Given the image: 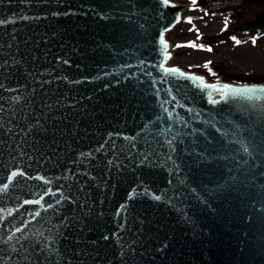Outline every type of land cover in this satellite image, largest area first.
I'll use <instances>...</instances> for the list:
<instances>
[{"label":"water","instance_id":"95a60500","mask_svg":"<svg viewBox=\"0 0 264 264\" xmlns=\"http://www.w3.org/2000/svg\"><path fill=\"white\" fill-rule=\"evenodd\" d=\"M185 9L0 0V264H264V82L167 65Z\"/></svg>","mask_w":264,"mask_h":264},{"label":"rangeland","instance_id":"374dc122","mask_svg":"<svg viewBox=\"0 0 264 264\" xmlns=\"http://www.w3.org/2000/svg\"><path fill=\"white\" fill-rule=\"evenodd\" d=\"M174 1L189 4V0ZM239 3V0H212L204 11L186 7L182 21L166 34L173 55L169 64L204 74L201 67L205 62H221L229 72L254 73L264 77V30L238 31L232 37L241 41L239 45L229 37L223 42L217 43L211 52L198 47H175L176 43L186 45L188 42L197 40L198 34L217 35L221 33L225 28V19L227 18V25L232 23V13L236 16L237 11H240L239 8L233 12L225 10L226 7L228 5L236 6ZM189 17L197 18L194 22L192 20L191 23H188L186 21ZM190 29L193 30L190 31ZM253 38H256L255 44L252 43Z\"/></svg>","mask_w":264,"mask_h":264},{"label":"trees","instance_id":"16d2710c","mask_svg":"<svg viewBox=\"0 0 264 264\" xmlns=\"http://www.w3.org/2000/svg\"><path fill=\"white\" fill-rule=\"evenodd\" d=\"M212 0H196V4H192L189 0V9L198 8L206 10V6ZM240 3L236 6L228 5L225 10L235 11L237 8V15L234 16L232 13V23L227 25L223 31L217 35H205L200 34L199 39L193 40L197 45L203 44L206 47L214 48L217 43L223 42L226 38L232 37L238 31H247L250 29L264 30V0H239ZM193 17V22L196 20ZM180 44V43H177ZM175 44V46L177 45ZM211 69V72L209 71ZM209 68H205L202 65L201 69L205 73L209 80H225L235 83H247V82H264V77L256 75L254 73H236L229 72L221 62H212ZM215 73L212 75L211 73Z\"/></svg>","mask_w":264,"mask_h":264},{"label":"snow or ice","instance_id":"6c2138e0","mask_svg":"<svg viewBox=\"0 0 264 264\" xmlns=\"http://www.w3.org/2000/svg\"><path fill=\"white\" fill-rule=\"evenodd\" d=\"M163 3L164 4H168L169 3V0H163ZM191 3L192 4H196V0H191ZM205 15H207V13H205ZM188 23H191L192 22V18L189 17L187 18V21ZM227 18L225 19V28H227ZM194 28V26H193ZM193 30V29H190V31ZM198 31V30H197ZM199 34L197 36V39H199ZM231 39H233L235 41V43L237 45H239L241 43L240 40L236 39L235 37H231ZM160 43L162 45V48H163V51H164V60L167 61L169 60L171 57L169 55V52H168V48H169V45L165 42V39L163 37V35H161L160 37ZM252 43L255 44L256 43V38H253L252 39ZM192 47V48H200L202 50H206V51H213V49L211 47H206L205 45L203 44H200V45H197L195 42H188V44L186 45H182V44H177L175 47L176 48H180V47ZM212 62L211 61H207L205 62L204 64V67L205 68H209V65L211 64ZM160 67L162 69H164V72L166 74H175V73H178L181 77H184L185 79H191L193 81H197L199 82L200 84H203V86L205 88H208V87H215L214 85H208V84H204V78L203 77H197V76H188L187 74H185L184 72H182L179 68L177 67H165V65L162 63L160 65ZM191 67V66H190ZM209 71L211 72V69L209 68ZM212 75H215V73H211ZM221 91H223L225 93V95L229 94V93H233V94H236V93H240V94H256L257 92H261V93H264V86H261V87H256V86H252V87H249V86H244L243 88H233L231 85H228V84H225L223 85V88L221 89ZM223 98V97H222ZM215 102V101H213ZM244 151H248V148L245 147L244 148ZM169 159H171V157H169ZM13 175H15V173H13ZM9 179H11V177H9ZM8 185H4V187H7ZM156 199H160L161 197L157 196L155 197ZM41 201L40 200H36V201H29V200H25L24 203L25 204H31V203H37L39 204ZM38 215V213H37ZM16 231H21V229L17 228Z\"/></svg>","mask_w":264,"mask_h":264}]
</instances>
